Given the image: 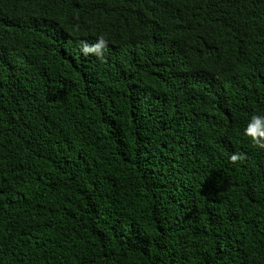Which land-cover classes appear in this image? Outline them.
<instances>
[{
    "label": "trees",
    "instance_id": "trees-1",
    "mask_svg": "<svg viewBox=\"0 0 264 264\" xmlns=\"http://www.w3.org/2000/svg\"><path fill=\"white\" fill-rule=\"evenodd\" d=\"M253 115L264 0H0V264H264Z\"/></svg>",
    "mask_w": 264,
    "mask_h": 264
},
{
    "label": "clouds",
    "instance_id": "clouds-1",
    "mask_svg": "<svg viewBox=\"0 0 264 264\" xmlns=\"http://www.w3.org/2000/svg\"><path fill=\"white\" fill-rule=\"evenodd\" d=\"M105 43L103 39H99L95 44H84L82 52L84 55L93 53L97 57H100L102 56V49L105 47ZM245 134L251 137L254 146L264 149V115H253L245 128ZM241 159H243V156L239 154H232L230 156V161L233 163Z\"/></svg>",
    "mask_w": 264,
    "mask_h": 264
}]
</instances>
